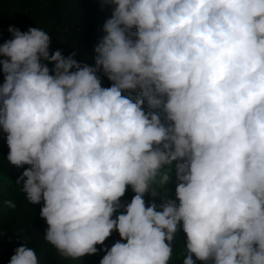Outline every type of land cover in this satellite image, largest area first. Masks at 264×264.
Segmentation results:
<instances>
[{"label":"clouds","instance_id":"obj_1","mask_svg":"<svg viewBox=\"0 0 264 264\" xmlns=\"http://www.w3.org/2000/svg\"><path fill=\"white\" fill-rule=\"evenodd\" d=\"M103 3L94 66L39 27L0 44L7 160L30 166L15 183L44 239L78 259L116 231L100 264H169L182 228L183 264H264V0ZM9 264L40 261L23 244Z\"/></svg>","mask_w":264,"mask_h":264},{"label":"trees","instance_id":"obj_2","mask_svg":"<svg viewBox=\"0 0 264 264\" xmlns=\"http://www.w3.org/2000/svg\"><path fill=\"white\" fill-rule=\"evenodd\" d=\"M113 8V5L104 4L103 0H0V44L12 38L8 31L9 26L21 31H27L29 27H39L50 35V54L60 50L62 55L67 57L75 52L73 58L79 63L94 66L97 55L94 49L106 35L103 25L110 18ZM41 62L48 64L50 69L54 66L48 61ZM97 74L103 87L111 86V82L102 72ZM3 80L4 76L0 71V85ZM6 136L7 133L0 128V264H9L14 250L23 244L35 249L40 264H100L106 254L105 249H110L121 239L118 232L114 231L104 245H97L98 252L94 255H85L78 259L61 256L54 246L44 239L47 224L40 216L42 203L29 204L25 194L20 191V186L15 183L30 166L16 167L8 162L9 148ZM176 183L173 175L167 185V197L161 192L156 198L147 196L146 202H155L159 210V205L165 198L175 199ZM134 195L129 188L121 198L122 204L130 202ZM8 201H12L16 205L15 208H10ZM123 211V208L118 210L113 218ZM185 242L186 235L181 228L176 234L169 264H183L186 255ZM193 259L195 260V257ZM195 264L209 262L195 260Z\"/></svg>","mask_w":264,"mask_h":264}]
</instances>
